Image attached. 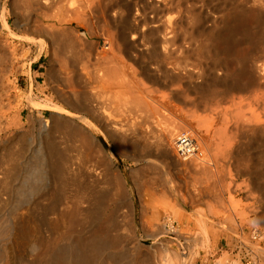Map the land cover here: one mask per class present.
Masks as SVG:
<instances>
[{"label":"rangeland","instance_id":"obj_1","mask_svg":"<svg viewBox=\"0 0 264 264\" xmlns=\"http://www.w3.org/2000/svg\"><path fill=\"white\" fill-rule=\"evenodd\" d=\"M50 1L53 2L51 6H44L37 10L25 9V11L24 7L22 8V0H0V8L5 7L8 18V28H0V144L2 143L0 145V161L8 162V156L15 150V144L18 141L16 137L19 138L23 133H28L32 137V141L24 146L26 147L25 149L23 148V159L21 158L22 160H20L19 164L20 171H23L24 164L28 166L32 154L31 149L34 150L41 135L43 137V131L40 129L38 120L49 119L51 116L52 111L45 108V104L55 103L60 105L65 111L62 113L63 117H68L80 123L78 118L71 116L70 112H75L64 103L60 96L67 98L72 95L70 88L67 86L72 71L76 69L81 75H87L86 66L89 64L88 60H95V56L98 57L99 53H101L105 43L104 38H106V34L109 31L116 32L121 28L120 25H123V22L126 21L127 23L125 22L124 27L128 30L123 31L130 39L138 28L141 29L143 27L141 24L145 25L144 23H139L136 27V19L143 22L145 18H154L159 21H172L183 18L184 25H181L180 29L183 30L185 27L184 29L189 31L194 22H197L195 19L193 21V18L197 17L196 19L200 20V23L197 22V26H201L204 30L210 32L212 10L215 5L218 6L221 2L220 0V2L218 0H103L105 1H102L103 7L100 3L98 8L95 5L91 6L92 4L89 3L91 0ZM76 10H79V14ZM121 15L125 19H122ZM119 17H121L122 21H120ZM59 19L62 21L60 22ZM115 19L118 20L115 21ZM225 20V23L229 21L230 27L225 28L223 33L231 35L230 37L234 40L238 38L237 35L242 34L240 30L243 32L247 27V30L255 33L259 30L249 21H232L230 15H227ZM118 23L119 25H117ZM53 24L54 27L52 28L51 25ZM129 24L130 26H128ZM191 24L192 26H190ZM238 24H241L240 27ZM45 26L46 29L48 27L55 34L67 32L74 38L80 36V38H77L79 41L76 40L79 42H76L79 51L76 47V49L74 48L75 51L68 47L63 48L65 49L63 50L59 48L57 43L52 44L51 49L48 44L49 40L47 41L44 36ZM250 28H255L257 31ZM131 29L135 31L132 32ZM145 29V32L149 33L156 28L154 24L147 23ZM38 40L46 44L41 47V43ZM200 40H205L201 43L209 50L207 54L203 55L204 58L200 59L195 56L182 59L177 53L178 57L176 55L174 58L171 57L172 59L168 58L161 62L158 55L161 54L162 50L158 48L159 54L156 53L158 55L153 56L149 44H146L145 40L140 39L132 40L133 43L128 48V52L118 53L117 56H119L117 58H121H119L120 61H117V64L124 65L123 74L125 76H119V80L123 82L122 78H124L126 80H124L125 85L129 83L131 87L138 90V94H142L154 105L147 112L146 110H141L127 99V97H132L134 93L130 96L131 93L127 94L129 92L120 85L113 89L111 92L113 94H109V100L106 102L109 106V101H112L111 106H109L112 109L110 108L109 110L113 111L115 109V113L111 112L115 114L116 122H123L122 124L123 127L125 124V128H127L128 119L137 121L138 118H146L144 122H147L142 126L139 125V127L149 135V142L146 150L142 151L137 148L133 151L130 149V153L128 152L122 156L116 147L111 149L98 137L102 140L106 150L108 152L114 151L117 156L115 166L121 174L122 182L130 197L128 208L126 207L124 210H130V214H132V232L141 240L143 247L148 248L153 245L156 246L155 249L159 252L162 251V245L166 243H168L170 248L179 247L181 252L186 251V247H193V257L188 264H214L230 259L237 261L238 264H244L246 261H251L252 264H264V240L255 241L252 239V234H250L253 228L264 230V132L250 137L232 138V140L230 135H228L229 140H227L226 135L229 133L225 134L226 131H223L226 127V121L233 120L232 117L234 118L235 115L239 117L238 113L241 111V114L244 111L241 107L246 110L243 115H247V112L251 114L254 108L248 104L249 100L247 98L249 94L237 93L236 91L229 93L226 98L217 102L218 105L210 102V94L207 93H210L209 88L214 77L217 76L220 79V82H218L222 84H220L221 86L230 85L232 81H241V79L238 80L239 78H235V76L223 78L222 71H218L217 75L214 73V76L210 72V55H208L210 54V39L204 35V37H200ZM240 47H243V44L241 46L236 45V48ZM257 48L256 46L255 51H257H254V53L258 52L255 55L260 57L262 52L260 48L259 50ZM163 54L164 52L162 51L161 58ZM75 55L76 58H74ZM123 55L124 57H122ZM127 56L129 57L127 58ZM151 56L153 57L151 58ZM232 69L235 70V66ZM199 72L203 77L198 74ZM221 76H223V79ZM115 90H117L116 95H114ZM65 93L68 94L66 95ZM111 95L114 96L112 97ZM203 95L207 96V98L203 97ZM121 97H126V100ZM233 97L235 98L232 99ZM31 101L37 102V108L32 107ZM215 107H218L220 116H224L223 118L220 117L221 124L219 126L220 129L223 127V135L225 134L223 137L221 130H219L221 132L220 135L219 133L217 135L212 129L211 111ZM237 108H240V110ZM232 110L237 113L233 114ZM165 116H168V122L165 121L167 120ZM169 122H172V124H169ZM174 123L176 127H180L179 134L190 132L197 139V143L199 142L198 145L203 153L201 158L195 157L192 159L194 162L189 166H177L174 164L170 158L166 157L162 147L160 148L157 140L154 139L156 135L164 132L165 128L175 125ZM147 125H153L152 127L150 126L151 130ZM62 140L64 141L63 137L57 139L59 143ZM63 141L62 143L66 147L67 143L65 144V141ZM226 141L229 142L227 143ZM13 143H15L14 148ZM62 143L61 147L63 148L64 145ZM6 162L3 167L1 166L3 162L0 164V182L2 181V171L8 164ZM147 166L153 168L150 169ZM138 172L139 174H137ZM18 174L12 180L10 189L3 190L0 188V223L2 222L1 220L4 221L8 215H11L10 212L13 210L15 212L20 206V204H17L20 197L15 192L19 184L18 179L21 178V174ZM2 191L5 192L3 193ZM164 196L165 198H163ZM165 199H169L166 202L170 201V204L172 203L173 205L174 203L176 205L178 216L183 219V223L173 224L183 236L166 234L152 239V237L147 235L153 231L154 221L152 217L155 214V210L158 209L163 214H161L162 217L159 223L170 220L169 212H166L169 206L164 204ZM165 207L167 210H165ZM12 208L13 210H11ZM37 228L41 234V229L43 228L39 222ZM43 234H45V238L50 236L47 232ZM202 240H206V244L200 245L199 242ZM176 243L177 245H175ZM1 244L2 241L0 240ZM39 245L40 243L37 242L36 249L32 254L29 255L22 249L19 253L13 254V258L11 257V260L9 258L7 261H4L5 256L0 250V264H27L29 260L37 255ZM161 253L163 254V252Z\"/></svg>","mask_w":264,"mask_h":264},{"label":"bare ground","instance_id":"obj_2","mask_svg":"<svg viewBox=\"0 0 264 264\" xmlns=\"http://www.w3.org/2000/svg\"><path fill=\"white\" fill-rule=\"evenodd\" d=\"M102 1L103 0H91V2L89 3L92 4L91 6L95 5L98 7L100 6V3L102 4L103 2H105ZM220 1V6L215 5L212 10L209 29L210 32H207L201 26H197V22L200 23V20L196 19L197 17H192L193 21L195 19V21L197 22H194L193 26L192 24L190 25L192 27L189 31L184 29L185 27L183 28V30L180 29L182 27L181 25H184V22L182 21L183 18L180 17H178L180 19H175L172 21H159L154 18H145L143 19L144 21L141 22L136 19V27L137 25H139V23H144L146 26L147 23H152L154 24V27L156 29H153L151 32L148 31L149 33H147L145 32L147 28L145 29V25L141 24V26L143 27L141 29L138 28L136 30V33L132 35L130 39L129 37H127L128 35H126V33L123 31L128 30L125 29L126 27H124L126 21L123 22V25L121 24L122 26L120 25L121 28H119L116 32L109 31L106 34V38H104L105 43L101 53H99L100 56H95V60H88L89 64L86 66L87 75H81L80 72L78 73V71H76V69L72 71V75H70L68 79L67 86L70 88L69 90L70 92H72L73 96L71 95L67 98L63 97L62 95L60 96V98L64 100V103H66V105L75 112H70L71 116L78 118L80 123L68 117H63L62 113H64L65 111L60 105L55 103L45 104V108L52 111L51 116L49 119L38 120L40 129L43 131V137L40 134L41 138H39L37 144L33 142L34 144H36V147L35 149L33 147L34 150L31 149L32 154L30 156V162L28 163V166L23 163L25 166L24 167L22 165V167H24L23 171H20L21 169L19 170L20 160L23 159L22 151H24L23 148H26L24 146L28 142L30 143L32 141V137H30L28 133L22 134L20 132L22 135L20 134L21 136L19 138L16 137V139H18L17 142H19L20 144L17 142L16 144L13 143V148L14 144L16 145V147L12 153L9 152L11 148L8 149V152L11 154L8 156V162L5 161L6 164L8 163L6 168H2L4 169V171H2V181L0 182V188L3 190H7L12 184L11 182L14 177L18 173L21 174V178L17 176L20 179H18L19 184L17 183V189L15 188L16 194H18V197H20L17 203L20 204V206L15 212L12 208L11 210L13 211H9L11 215H8V217L6 216L7 219H5L4 221L1 220L2 222L0 223V240L2 241L0 250L5 256L4 261H7L9 258V260H11V257L13 258L12 255L17 252L19 253L22 249H24L27 254H32V252L36 249L37 242H39L40 247L37 249V255L33 259L29 260L27 264H188L190 262L191 258L193 257V247H186V251L181 252V250H179V247L170 248L168 243H166L161 247V252H163L162 254L157 249H155L156 246L150 245V247L148 248L143 247V245H141V240L136 237V234H134V232H132V214H130L129 209L124 210V208H128L127 205L130 202L128 190L124 186L121 174L115 166L117 156L115 155L114 151L108 152L103 142L111 149L112 147H116L119 151V154H122V156L124 154L126 155V153H128L130 149L134 151L139 148L140 150L144 151L146 150L147 143L149 142V135L146 134V132H144L143 129L139 127V125L142 126L147 121L144 122V119L146 118L143 117V119L138 118L139 120L137 119V121L128 119V123L126 124L127 128H125V124L123 127V122H116L115 114L112 113L115 109H113V111L109 110L111 108L109 106H111L110 104L112 101H109V106L106 101L109 100V94H113L111 93L113 89L117 87V85H120L123 89L125 88L124 90L129 92L127 94L131 93L130 96H132V94L134 93L132 97H127V99L131 104L135 105L141 110H146L147 112L152 108V105H154L153 103L151 104L150 100H148L142 94H138V90L131 87L128 81L127 83L129 86L127 84L125 85L124 78H122L123 82L119 80V76H124V65L117 64L120 61L119 58H121H117L119 56H117V54L128 52V48H130V45L133 43L132 40H145L146 44H149V46L151 47L150 51H152L151 53L153 54V56H157L159 54L158 48H160L164 52V54L161 58V51V54L158 55V57H160L161 62H163L168 58H174L177 53H179L178 55H180L182 59H188L190 56H195L198 59L204 58L203 55L205 53L207 54L209 50L205 45H202L201 42L205 40L201 41L200 37L202 38V36L204 37L205 35L206 38L210 39V54H208L210 55V72L214 75V73L216 74L218 73V71H222L224 77L221 76V78H232V76H235V78H239L238 80L241 79V81H232L230 85L226 83V86L224 84V86H221L222 84L219 83L220 79H218L217 76L214 77L209 88L210 93H207L210 94V102H212L213 104L220 102V100L226 98L229 93L236 91L237 93L241 92L249 94L247 98L249 100L248 104L254 108L251 114L247 112L249 115H243V112L246 110L241 107V109L244 111H242L241 114V111L238 113L239 117L235 115L234 118L232 117L233 120H230L229 122L226 121V127L223 131H226L225 134L229 133L226 135L227 140H229L228 135H230V138L232 140V138L250 137L259 133H263L264 0ZM52 3L53 2H51L50 0H22V8L24 7V10H37L44 6H51L53 5ZM78 11L79 10H76V12ZM52 12L54 11L52 10ZM227 15L231 16L232 21H249L251 24L255 25L256 29H259L258 32L255 33L254 31L247 30L248 27L245 28L242 25L245 29L243 32H241V28L239 29L240 33H242L241 35H239L240 38L237 35L239 39H232V37H230L231 35H225L223 33L225 28L230 27L228 24L229 21L225 23V17ZM121 17H119L120 21H122V19H125L124 17H122L121 19ZM7 19L8 18L5 7L0 8V28L7 27ZM118 19H115V21ZM59 21L61 22L62 20L59 19ZM110 25L112 26L111 23ZM117 25H119V23ZM51 26L53 28L54 24ZM128 26H130V24ZM47 29L45 26L44 36L47 38V41L49 40L48 44L51 49L54 43H57L59 48L62 49L68 47L73 51L75 47L77 48L76 42L79 41V39L77 38H80V36L78 37L76 35L77 38L75 37V39L71 34L67 32L55 34L50 31L51 29ZM38 41L41 43V47L46 44L43 43V41ZM244 43L245 46L247 45L246 47L244 46ZM237 44L239 46L243 44V47L236 48ZM256 46L258 47L257 49L259 50L260 48L262 52V55L260 57L258 55H255L258 54V52L254 53ZM144 47L146 46L144 45ZM153 56H151V58ZM122 57H124V55ZM128 57L129 56H127V58ZM74 58H76V55ZM233 66H235V70L232 69ZM198 74H200V72ZM201 75L202 74H200V76ZM116 91L117 90H115L114 95H116ZM204 95L203 97L207 98V96ZM234 98L235 97H233L232 99ZM236 99L238 98L236 97ZM31 105L34 108H37L38 106L37 102L35 103L34 101H31ZM41 106L43 105L41 104ZM218 107L212 109L211 118L213 123L212 129L214 130V133H217V135L219 133L220 135L221 132L219 130L222 131L223 129V127H221L222 129L219 128L221 124L220 121L224 116H220L217 109ZM238 110H240V108ZM232 111L234 112V110ZM236 113L237 112H234L233 114ZM150 116L152 115L150 114ZM167 117V120L165 121L168 122ZM169 124H172V122H169ZM13 126L15 125L13 124ZM150 126L152 127L153 125ZM179 129L180 127H176V124L170 125V127L164 129V132L156 135L157 137L155 136L154 139L157 140L160 148L162 147L166 157L170 158L174 164H176L177 166H189L192 164V162H194L192 159H194L195 157L188 160H182L179 159L175 154V141L176 138L180 135ZM223 131L221 134L222 137L225 135H223ZM98 136L103 140V142ZM59 137H63L65 144L67 143L66 147L62 143L63 140L60 143L57 141ZM61 143L64 145L63 148L61 147ZM0 145H2V143ZM2 162L1 166L3 167V164L5 162ZM149 168L151 169L153 167ZM137 174H139V172ZM139 179L141 180V177H139ZM143 180L145 179L143 178ZM15 181L17 182V180ZM141 181L138 180V182ZM165 196L163 198H165ZM166 200L167 199L164 200V204L169 206L168 211L166 212H169L170 220L167 222L159 223L160 218L163 214L160 213L158 209L155 210V214L152 217V220L154 221L152 226L153 231H151V233L147 235L152 237V239H155L154 237H159L166 234H176L177 236H183L182 234H180L178 228L173 225L174 223L180 224L183 219H180V216H178L179 214L176 210V205L174 203L172 205V203H169L170 201L166 202ZM165 210H167V208ZM38 222L43 228L41 229V234L39 232L40 230L38 231L37 228ZM45 232L49 233L50 236L45 238V234L42 235V233ZM199 244H206V240L200 241ZM175 245H177V243ZM159 254L162 255L158 256ZM224 262L225 261H220L218 263L221 264Z\"/></svg>","mask_w":264,"mask_h":264},{"label":"built area","instance_id":"obj_3","mask_svg":"<svg viewBox=\"0 0 264 264\" xmlns=\"http://www.w3.org/2000/svg\"><path fill=\"white\" fill-rule=\"evenodd\" d=\"M175 154L179 159L188 160L194 157H202L203 153L197 140L190 132H182L175 141ZM252 239L255 241L264 240V230L260 228H253L251 230ZM220 264V263H214ZM221 264H238L235 260H225ZM243 264V263H240ZM244 264H252L251 261H246Z\"/></svg>","mask_w":264,"mask_h":264}]
</instances>
